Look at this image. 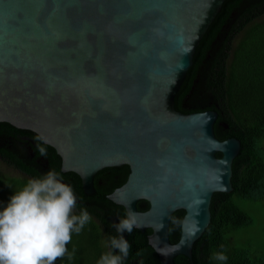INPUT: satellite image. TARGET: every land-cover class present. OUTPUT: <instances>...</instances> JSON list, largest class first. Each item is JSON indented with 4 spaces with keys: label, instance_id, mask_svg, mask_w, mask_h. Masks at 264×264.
Returning a JSON list of instances; mask_svg holds the SVG:
<instances>
[{
    "label": "water",
    "instance_id": "water-1",
    "mask_svg": "<svg viewBox=\"0 0 264 264\" xmlns=\"http://www.w3.org/2000/svg\"><path fill=\"white\" fill-rule=\"evenodd\" d=\"M225 1L0 0V122L54 147L87 195L101 170L128 165L127 182L108 198L136 214L135 228L152 230L161 264L179 255L195 264L214 195L234 191L241 141L216 136L217 111L176 108ZM180 210L181 237L172 243Z\"/></svg>",
    "mask_w": 264,
    "mask_h": 264
},
{
    "label": "trees",
    "instance_id": "trees-1",
    "mask_svg": "<svg viewBox=\"0 0 264 264\" xmlns=\"http://www.w3.org/2000/svg\"><path fill=\"white\" fill-rule=\"evenodd\" d=\"M176 108L187 114L217 111L216 136L223 141L235 137L242 143L233 163L234 191L214 195L212 222L194 245L193 261L195 264H264V256L252 257L248 249L235 244L232 236L253 224L240 201L264 199V0L225 1L196 50L194 64L176 96ZM221 156L219 153L218 157ZM0 160L23 174L12 177L0 173V210L30 179L54 171L75 193L74 214L86 209L91 216L79 234H72L67 245L72 259L66 255L55 264H97L103 254H119L111 248L110 238L120 235L130 246L122 264H161L158 253L149 244L151 229L143 232L134 227L131 233H118L113 226L128 213L108 195L125 183L130 174L128 165L101 170L95 177L96 193L87 195L77 173L62 171V157L54 147L37 133L6 122H0ZM138 205L141 210L150 208L145 200ZM184 216L185 211L180 210L172 218V243L180 240ZM219 252L227 256L226 261L212 258ZM175 264H191V259L179 255Z\"/></svg>",
    "mask_w": 264,
    "mask_h": 264
},
{
    "label": "clouds",
    "instance_id": "clouds-1",
    "mask_svg": "<svg viewBox=\"0 0 264 264\" xmlns=\"http://www.w3.org/2000/svg\"><path fill=\"white\" fill-rule=\"evenodd\" d=\"M40 151L44 153L43 148ZM75 208L72 187L61 182L56 172L30 179L0 210V264H55L66 255L71 260L67 245L72 234H79L91 220L86 209L76 215ZM113 226L118 233H131L137 226L136 214L130 211ZM198 230L192 221L188 235L194 236ZM110 244L119 254H103L97 264H122L128 256L130 246L122 235L111 237ZM212 258L227 260L223 252L214 253Z\"/></svg>",
    "mask_w": 264,
    "mask_h": 264
},
{
    "label": "rangeland",
    "instance_id": "rangeland-1",
    "mask_svg": "<svg viewBox=\"0 0 264 264\" xmlns=\"http://www.w3.org/2000/svg\"><path fill=\"white\" fill-rule=\"evenodd\" d=\"M0 173L22 177L21 171L0 160ZM241 207L252 217L253 224L232 236L236 245L248 249L252 257L264 256V199L257 202L240 201Z\"/></svg>",
    "mask_w": 264,
    "mask_h": 264
},
{
    "label": "flooded vegetation",
    "instance_id": "flooded-vegetation-1",
    "mask_svg": "<svg viewBox=\"0 0 264 264\" xmlns=\"http://www.w3.org/2000/svg\"><path fill=\"white\" fill-rule=\"evenodd\" d=\"M116 177H117V176H116ZM128 177H129V176H128ZM127 180H128V178H127ZM127 180L125 181V183L127 182ZM125 183H124V184H125ZM124 184H123V185H124ZM123 185H122V186H123ZM116 189H117V188H116ZM138 204H139V203H138ZM138 206H139V205H138ZM145 206H146L145 204H144V205H141L142 208H145ZM140 210H141V209H140ZM142 210H144V209H142Z\"/></svg>",
    "mask_w": 264,
    "mask_h": 264
}]
</instances>
